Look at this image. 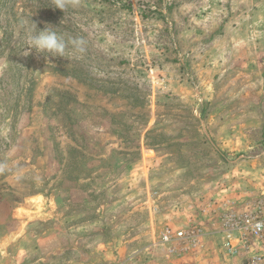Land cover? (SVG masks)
I'll return each mask as SVG.
<instances>
[{"label": "rangeland", "instance_id": "374dc122", "mask_svg": "<svg viewBox=\"0 0 264 264\" xmlns=\"http://www.w3.org/2000/svg\"><path fill=\"white\" fill-rule=\"evenodd\" d=\"M254 212L264 0H0V264H264Z\"/></svg>", "mask_w": 264, "mask_h": 264}, {"label": "clouds", "instance_id": "9594fccd", "mask_svg": "<svg viewBox=\"0 0 264 264\" xmlns=\"http://www.w3.org/2000/svg\"><path fill=\"white\" fill-rule=\"evenodd\" d=\"M80 0H54L55 9L61 11L66 10L68 6L76 7L79 5ZM33 27L30 29L29 45L24 54L30 52L49 53V57H63L66 55L67 46H72L73 54L82 55L86 50V40L82 37L70 38L65 40L63 35L58 34L54 30V26L45 25L43 30L37 28L36 24L32 21ZM38 30V31H37ZM35 50V51H34Z\"/></svg>", "mask_w": 264, "mask_h": 264}, {"label": "built area", "instance_id": "2783aa9c", "mask_svg": "<svg viewBox=\"0 0 264 264\" xmlns=\"http://www.w3.org/2000/svg\"><path fill=\"white\" fill-rule=\"evenodd\" d=\"M242 229L240 238L245 240L248 236L261 238L264 235V219L260 212L244 214L241 217L232 215L228 218V227L231 231ZM257 264H260L259 262Z\"/></svg>", "mask_w": 264, "mask_h": 264}, {"label": "trees", "instance_id": "16d2710c", "mask_svg": "<svg viewBox=\"0 0 264 264\" xmlns=\"http://www.w3.org/2000/svg\"><path fill=\"white\" fill-rule=\"evenodd\" d=\"M5 2H6V0H5Z\"/></svg>", "mask_w": 264, "mask_h": 264}]
</instances>
